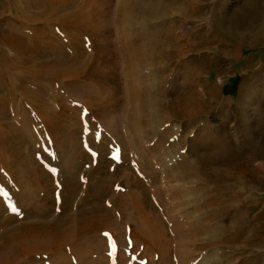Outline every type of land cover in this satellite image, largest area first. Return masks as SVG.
Returning <instances> with one entry per match:
<instances>
[{
    "label": "bare ground",
    "instance_id": "6f19581e",
    "mask_svg": "<svg viewBox=\"0 0 264 264\" xmlns=\"http://www.w3.org/2000/svg\"><path fill=\"white\" fill-rule=\"evenodd\" d=\"M111 1H99L101 14L98 0H36L46 31L14 23L0 29V91L12 71L31 79L30 87L11 79L20 94L0 93V207L21 211L0 220V264H107L100 253L112 244L126 252L108 264H264V201L245 194L240 181L264 184V5L245 4L227 18L215 3L207 19L195 18L207 12L197 0ZM17 2L0 0V17ZM86 16L90 27L69 21ZM18 17L33 20L23 10ZM50 24L69 31L65 48L59 38L49 41ZM97 29L108 50L98 49ZM244 47L256 51L232 101L209 79L220 84L230 75ZM49 80L64 83L65 98L87 115L71 101L51 109L58 96L40 84ZM255 94L258 130L251 134L238 121ZM214 108L217 123L209 121ZM32 114L47 142L71 134L76 144L73 133H81L93 148L75 156L93 161L88 196L78 197L81 182L69 180L65 186H75L66 196L77 193L79 201L64 198L62 209L52 192L63 171L39 163L55 162V153L35 161L19 149L46 147ZM65 167L66 178L75 176L78 161ZM18 192L26 195L21 202Z\"/></svg>",
    "mask_w": 264,
    "mask_h": 264
},
{
    "label": "rangeland",
    "instance_id": "374dc122",
    "mask_svg": "<svg viewBox=\"0 0 264 264\" xmlns=\"http://www.w3.org/2000/svg\"><path fill=\"white\" fill-rule=\"evenodd\" d=\"M17 1L18 2L16 3V5H17L16 9L23 10L26 15L32 16L33 20L32 19H28L30 22H26L25 24L20 23L19 21L21 20V18L18 17V10H16L13 7H11L9 11H6L0 17V29H2L3 27H7L8 28V25L10 23H14L17 26L21 25L23 27H26V29L29 30V31H32L31 28H36L38 30L43 28V30L46 31L47 30L46 29L47 25L46 26L44 25L45 22H38V21H40L38 18H40L39 16H41V13H40V8L41 7L35 5V1L36 0H27V2L34 3L31 7L27 6V3H25V0H17ZM99 1L100 0H98L97 3L99 4L100 7H102L101 14H103L104 12H106V6H104L102 3H99ZM256 1L257 0H197L196 1L197 3L194 2V5L203 7V9L206 10L207 12H206V15H201V16L195 17V18H207V19H209L212 15H215L216 12H217V11H215L216 10L215 6H214L215 3H217L218 7H220L222 9V11L225 14V16L227 18H230L233 13L238 12V9H240V7L244 6L245 4H250L251 5L252 2H256ZM115 2H118V0H112L110 2V4L113 5V4H115ZM177 2L178 3H182V2H184V0H177ZM177 2H176V4H178ZM260 5H264V0H261L259 6ZM203 16H205V17H203ZM177 17L180 18V19H183V16L179 17L177 15ZM98 18H100V17L97 16V21H98ZM69 21H72V22L75 21V22H77V23H79V24H81V25H83L85 27H90L91 26V24L88 23L90 21V18H87V16L83 20H79L78 18H76V19H69ZM36 22H38V23H36ZM152 23L147 22L149 27L152 26V25L155 28L158 27L157 25L152 24ZM50 27L54 30L55 35L51 36L49 41H52L53 43H55V42H58L57 39L59 38V40L62 42V43H59L61 48H65L66 44L68 43L69 36L67 34H68L69 31L61 30L58 26L53 25V24H50ZM92 27H95V26H92ZM48 28H49V23H48ZM69 29L71 30V28H69ZM104 37H105V34H104L103 31H100L99 29H97L95 31V33H94L95 40L94 41L96 42L98 49L102 50V49L106 48L108 50V46H107V44L105 42ZM45 39L46 38H43V39H41V41H43ZM28 41H29V39H28ZM92 41L93 40L90 39L89 35H86L83 38V43H84V46L86 47L85 50L87 51V53H89L93 57L94 56L93 55V50L91 49V45L93 44ZM106 49H104V50H106ZM255 51L256 50H254V48L244 47L242 49V51H241V55L239 57L238 62L235 64V70L230 75L224 77L220 84L216 81V79H215L216 77L214 75L210 76L209 81L214 83V84H218L219 92L222 95H224L226 97H229L232 101H234L236 99V97L240 93V88H241V85L243 83V77H244L243 73L245 72L244 71V69H245L244 66L248 63V61H250L254 57L253 54H254ZM49 57H52V54H49ZM99 57H100V55H99ZM94 65H95V62L90 63L87 66V69H88L87 71L90 72L91 68ZM5 75L6 74H3V77H5ZM12 77H13V79L9 76L10 80H7V82H6L8 84L7 87L4 88V86H1V91H0L1 94H4L5 91L6 92H12L14 90H16V92L18 94H20V91L18 89H16V87L12 88V86L10 85L11 84V79L15 83L14 79H18L19 78L21 80L22 84H25V85L30 87L28 82L31 79H29L26 75H23L22 73H17V72L12 71ZM90 81H91L90 79H87L86 83H82V84H84V86H88L90 84ZM46 83H50L51 87L55 91V94L58 96L55 99L56 102H55L54 106L52 104H50L49 100H48V103L50 104L51 109H54V110L57 111L60 108L61 101H68V102L71 101V103H70V105L72 106L71 108L77 107L79 109V111H80L82 116H86L87 115L86 109L84 107H81L79 104L72 102L71 99L67 100L65 98V94H64L65 86H63L64 83H61L59 81L49 80L47 82H42L40 84L42 85V84H46ZM55 85H57L58 87L55 86ZM44 86H43V89H45L47 87L46 85H44ZM73 87L78 88L77 85H75V84H73ZM123 89H124L125 93L128 92V89L126 87H124ZM257 97H258V94H257ZM257 97H256V94H255V98H253V101H252V99H250L247 102V104L244 106L246 108V110H244L245 111V113H244L245 117L238 121V125L240 124L241 128H249L251 134H254L258 130V128L255 127V120H257L258 114L254 113V109L252 108L254 103H256V98ZM67 105H69V104L67 103ZM235 108H236V105L234 106V109ZM241 108L243 109V107H241ZM13 110L16 111L17 108H13ZM241 112H243V110ZM28 118L35 122L34 123L35 126L33 125V127L41 135V141L42 142L45 141L46 147L44 149H34L33 147L30 148L28 146H22V147H19V149L24 154L30 153V155L33 156L34 160L36 159V157H38L39 159L43 160V159H45V156L48 153H55V155L57 156L58 159L55 162H54L53 158H48L46 160L48 162L47 164L43 163V162H39L41 164H44V165L50 167V169H57V170L61 169L63 171V173H61L60 176H58L59 175L58 174L57 176H55L53 178L55 189L53 190L52 194L56 198V205L61 204L60 208L62 209V203H64V198H65V200L68 201V204H69L71 202V200H73V199L76 202L79 201L77 198L80 197V196L87 197L88 194H89V190H88V181H89L88 171H89L90 168L93 167V161L91 160L90 157L84 156L86 158L85 159H81L79 157L76 158L75 156H77L78 153H81L82 151H85V149H87L88 152L91 155V153L93 152V148H92V145L88 142V139L86 137H82L81 133L80 134L77 133V135H76V133H73L74 136H75V140L79 139V142H76V144H72L70 142L71 138H72L71 134L66 140L60 139V140H56V141L54 140V142H49V141L47 142L46 141L45 131H44V129H40L39 128L36 115H33V114L32 115H28ZM245 119H247L248 123H245V125H244V123H243L244 121L243 120H245ZM218 120H219V118L217 117L216 108H214L209 113V121L212 122V123H217ZM12 121H13V119H12ZM0 136L4 137L1 134H0ZM239 137H240V135H239ZM258 139L261 141L262 138L260 139V137H258ZM16 156H17L18 160H20V161L25 160V159H23L24 158L23 154H21L20 156H18V155H16ZM10 159H11V157H10ZM13 159H14V155H13ZM76 160L78 161V167L75 169V176H69V178H66L65 174H64L65 169H66L65 165L69 161H76ZM23 166H26V164L24 163ZM72 179H73V182H71V185L74 184V181L76 182V179L78 180V182H81L80 189L78 190V192L74 191V192H77L79 194L78 197H77V193H76L75 196L74 195L66 196V190L68 189V193H71L70 189H72L75 185L74 186H71V185H66L65 186V182H70L69 180H72ZM240 181H241V184L243 185L242 191L245 194H248L249 192H251L253 194V196H257L258 198H260V199H262L264 201V184L257 183V184H254L253 188H251L249 186V185H251V183L246 181V177L245 176H242ZM245 185H246L247 188H244ZM16 194L18 195V199H19L20 202L22 200H24L25 197H26V195L21 193V192H18ZM10 199L14 201L13 202L14 204L17 202L16 195L14 197H10ZM12 208H15L17 212H13L11 210ZM7 213H14V214H17L18 216L21 215V211L16 206H12L11 207V206H6L5 205L4 207H0V214H2L0 220L5 215H8ZM173 213H174V211H173ZM114 233H117V230H115ZM110 242H112V240H110ZM117 245L122 247L120 244H117ZM94 249H92V251H94ZM121 251L122 250L117 249L114 246V244H112V245H110L108 251H103L100 254H101V257L105 258L106 263L108 264L110 261L109 262H107V261L110 258L114 261L118 256L123 257ZM122 252H123V254H125L126 249H125V252H124V250ZM90 255H91V253L88 256H90ZM42 261H43V263H42ZM38 262L40 264H49V262L46 260V258L44 260H40Z\"/></svg>",
    "mask_w": 264,
    "mask_h": 264
},
{
    "label": "snow or ice",
    "instance_id": "6c2138e0",
    "mask_svg": "<svg viewBox=\"0 0 264 264\" xmlns=\"http://www.w3.org/2000/svg\"><path fill=\"white\" fill-rule=\"evenodd\" d=\"M11 210H12L13 212H15V211H16V209H15V208H12ZM105 235H107V234H105Z\"/></svg>",
    "mask_w": 264,
    "mask_h": 264
}]
</instances>
